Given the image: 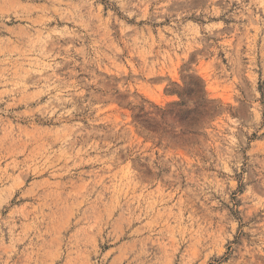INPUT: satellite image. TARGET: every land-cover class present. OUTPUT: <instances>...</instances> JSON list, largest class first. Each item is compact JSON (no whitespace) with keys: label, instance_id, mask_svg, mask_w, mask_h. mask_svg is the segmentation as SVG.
<instances>
[{"label":"clouds","instance_id":"1","mask_svg":"<svg viewBox=\"0 0 264 264\" xmlns=\"http://www.w3.org/2000/svg\"><path fill=\"white\" fill-rule=\"evenodd\" d=\"M0 264H264V0H0Z\"/></svg>","mask_w":264,"mask_h":264}]
</instances>
